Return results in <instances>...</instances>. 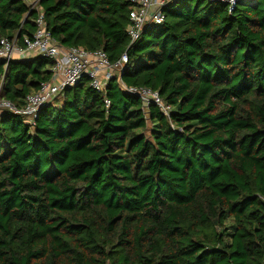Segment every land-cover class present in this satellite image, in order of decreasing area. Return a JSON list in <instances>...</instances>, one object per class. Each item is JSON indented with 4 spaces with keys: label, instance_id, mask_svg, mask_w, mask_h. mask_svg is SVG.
I'll return each instance as SVG.
<instances>
[{
    "label": "trees",
    "instance_id": "1",
    "mask_svg": "<svg viewBox=\"0 0 264 264\" xmlns=\"http://www.w3.org/2000/svg\"><path fill=\"white\" fill-rule=\"evenodd\" d=\"M27 2L0 0V38L23 46L39 8L60 46L125 53L120 80L169 111L83 77L32 126L3 113L0 264H261L264 0L171 2L133 43L129 0ZM52 65L8 61L0 96L20 106Z\"/></svg>",
    "mask_w": 264,
    "mask_h": 264
},
{
    "label": "built area",
    "instance_id": "2",
    "mask_svg": "<svg viewBox=\"0 0 264 264\" xmlns=\"http://www.w3.org/2000/svg\"><path fill=\"white\" fill-rule=\"evenodd\" d=\"M27 2V0H23ZM131 9L125 32L130 43L136 41L149 26H159L164 22L162 7L178 0H129ZM227 6L230 13L241 3H253L254 0H206ZM32 7L34 4L27 2ZM35 31L31 36H23V46L18 45L14 39L0 38V91L4 81V73L10 60H31L35 57L50 58L53 61L50 78L41 83L38 90L25 96L20 106H15L8 99L0 96V116L5 112L20 114L24 122L33 125L40 111L51 104L66 87L76 85L83 77L89 78V85L101 96H105L107 83L112 78H117L120 88L127 94L140 98L142 106L146 108L150 103L158 105L163 114H168L169 107L160 100L158 93L146 86H128L120 80V73L127 62L124 53L115 63H110L107 55L102 50L89 51L78 47L60 46L46 29L43 13L38 8L34 19ZM105 107L109 100L104 99ZM108 264V263H106ZM261 264H264V256Z\"/></svg>",
    "mask_w": 264,
    "mask_h": 264
}]
</instances>
